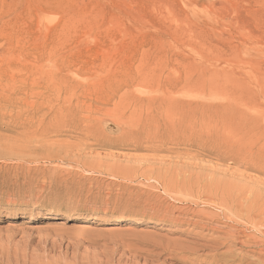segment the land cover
Instances as JSON below:
<instances>
[{
	"label": "rangeland",
	"instance_id": "rangeland-1",
	"mask_svg": "<svg viewBox=\"0 0 264 264\" xmlns=\"http://www.w3.org/2000/svg\"><path fill=\"white\" fill-rule=\"evenodd\" d=\"M262 263L264 0H0V264Z\"/></svg>",
	"mask_w": 264,
	"mask_h": 264
},
{
	"label": "bare ground",
	"instance_id": "bare-ground-1",
	"mask_svg": "<svg viewBox=\"0 0 264 264\" xmlns=\"http://www.w3.org/2000/svg\"><path fill=\"white\" fill-rule=\"evenodd\" d=\"M168 108V107H167ZM170 108V107H169ZM172 108V107H171ZM167 110H169V109H167ZM172 110V109H171ZM258 111H260V109L258 110ZM169 112H171V111H169ZM173 112V111H172ZM257 112V111H256ZM263 112V111H262ZM254 114V113H253ZM260 115V114H259ZM98 119V118H97ZM94 121V120H93ZM103 121V120H102ZM96 123V122H95ZM101 123V122H100ZM18 215V213H9V212H6V213H2V217H4V218H8V217H10V216H12V217H16ZM263 215V214H262ZM46 219H50V220H53V222H55L54 220H65V219H70V220H73V221H76V222H81V221H91V220H101V221H103V222H105L106 221V219L105 218H100V217H98V216H96V215H83V214H73V213H71V212H69V211H62L60 214H58V215H55V216H46L45 217ZM117 221H123V220H125V219H123V218H118V219H116ZM126 220H129L130 221V219H126ZM66 221V220H65ZM139 223V222H138ZM234 224V223H233ZM53 225H55V224H53ZM236 225V224H235ZM20 226H23L28 232H30V233H35V232H41V231H44V230H46L47 228H49L50 226H52L50 223H35V224H24V223H20ZM234 226V225H233ZM231 229H232V227H230ZM234 229V228H233ZM228 232V231H227ZM232 232H234V231H231V233ZM235 233V232H234ZM236 234V233H235ZM238 236V235H237ZM234 239V240H233ZM218 240V239H217ZM237 240V239H236ZM235 240V237L234 236H231V238H229V239H226V241H224V242H226V243H223L224 245H227V246H229V247H231V249L232 248H237L238 246H240V248H242V250L244 249V245H246V244H248V243H240V242H238L237 243V241ZM221 241H222V239H221ZM241 241V240H240ZM245 241V240H244ZM243 241V242H244ZM223 242V241H222ZM242 242V241H241ZM250 246V245H249ZM248 245H247V247H249ZM223 247V246H222ZM251 247V246H250ZM229 249V248H228ZM230 250V249H229ZM229 250H227L225 253H228V251ZM235 251V250H234ZM233 251V252H234ZM238 251H240V250H238ZM229 252H231V251H229ZM235 252H237V250L235 251ZM245 252H246V250H245ZM232 253V252H231ZM238 253H240V252H238ZM237 253V254H238ZM241 253H242V251H241ZM233 254V253H232ZM232 254H230V255H232ZM245 254V253H244ZM243 254V255H244ZM228 255V254H227ZM238 255H240V254H238ZM237 256V255H236ZM235 256V257H236ZM232 257V256H231ZM243 257V256H242ZM238 259H239V257H237ZM237 258H235V259H237ZM241 258V257H240ZM261 258H263L262 256H261ZM243 259V258H242ZM248 261V260H247ZM261 261V260H260ZM262 262V261H261ZM240 263H242V261L240 262ZM245 263V262H244ZM262 264H264V263H262Z\"/></svg>",
	"mask_w": 264,
	"mask_h": 264
}]
</instances>
